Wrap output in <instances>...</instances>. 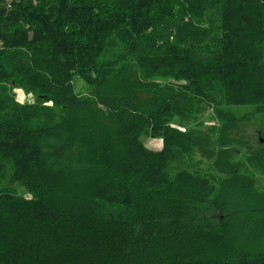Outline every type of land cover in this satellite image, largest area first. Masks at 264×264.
<instances>
[{
	"label": "trees",
	"instance_id": "1",
	"mask_svg": "<svg viewBox=\"0 0 264 264\" xmlns=\"http://www.w3.org/2000/svg\"><path fill=\"white\" fill-rule=\"evenodd\" d=\"M11 18L0 166L29 196L0 192V264H264V143L239 126L264 133V0H13Z\"/></svg>",
	"mask_w": 264,
	"mask_h": 264
},
{
	"label": "rangeland",
	"instance_id": "2",
	"mask_svg": "<svg viewBox=\"0 0 264 264\" xmlns=\"http://www.w3.org/2000/svg\"><path fill=\"white\" fill-rule=\"evenodd\" d=\"M15 1V0H14ZM19 0H16L18 2ZM12 2L13 0H0V19H2V22H6L9 19H12ZM1 46V43H0ZM76 90L77 93H79L82 96H86L88 94V89L89 85L86 83V81L80 77H76ZM6 87L12 88V85L7 82ZM10 97L17 103L18 105H25V104H31L36 102V97L31 94L27 93L23 88L21 87H16L11 89V92L9 93ZM12 102V101H11ZM212 114V110L207 111L206 113H201L199 115V120H203L205 123V128L207 126H214L216 124L215 121H213L210 118V115ZM176 124H174V127H177L179 124V120L176 119L175 121ZM193 124L189 125V128L193 127ZM241 130L243 131L242 133V138L246 139L251 142V144L259 145L260 143H264V133L260 131V126H259V120L258 119H252L251 122L244 121L242 125H239ZM146 147L150 150L157 151L160 150L162 147V141L158 139H153V138H145L144 140ZM242 152L244 153L246 150L244 148H241ZM236 160L240 161L244 154L241 153H236ZM8 191L11 192L14 191L18 195H24L28 197L26 193V188L22 184L21 181L16 180L14 178V169L12 166V163L10 162H3L2 165L0 166V192L1 191Z\"/></svg>",
	"mask_w": 264,
	"mask_h": 264
}]
</instances>
